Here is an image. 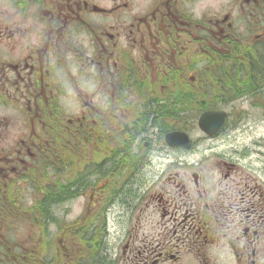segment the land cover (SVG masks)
Here are the masks:
<instances>
[{"label":"flooded vegetation","instance_id":"af4514ba","mask_svg":"<svg viewBox=\"0 0 264 264\" xmlns=\"http://www.w3.org/2000/svg\"><path fill=\"white\" fill-rule=\"evenodd\" d=\"M6 1L0 264H264V0Z\"/></svg>","mask_w":264,"mask_h":264},{"label":"water","instance_id":"95a60500","mask_svg":"<svg viewBox=\"0 0 264 264\" xmlns=\"http://www.w3.org/2000/svg\"><path fill=\"white\" fill-rule=\"evenodd\" d=\"M225 115L219 112H207L204 113L199 119V127L208 135L213 136L216 134L225 124ZM173 134L170 138H167L168 142L172 144L175 140ZM173 145V144H172Z\"/></svg>","mask_w":264,"mask_h":264},{"label":"rangeland","instance_id":"374dc122","mask_svg":"<svg viewBox=\"0 0 264 264\" xmlns=\"http://www.w3.org/2000/svg\"><path fill=\"white\" fill-rule=\"evenodd\" d=\"M11 12H14V11L11 9V7L9 5V2L6 1V0H0V15L4 14L7 17V15L9 14L12 17L10 20L12 22H14V20H13V14Z\"/></svg>","mask_w":264,"mask_h":264},{"label":"trees","instance_id":"16d2710c","mask_svg":"<svg viewBox=\"0 0 264 264\" xmlns=\"http://www.w3.org/2000/svg\"><path fill=\"white\" fill-rule=\"evenodd\" d=\"M196 118H189V125H193L195 123Z\"/></svg>","mask_w":264,"mask_h":264}]
</instances>
